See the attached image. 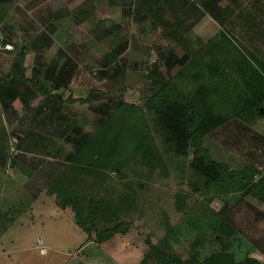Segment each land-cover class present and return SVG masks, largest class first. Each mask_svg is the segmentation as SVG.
Wrapping results in <instances>:
<instances>
[{
	"label": "rangeland",
	"instance_id": "rangeland-1",
	"mask_svg": "<svg viewBox=\"0 0 264 264\" xmlns=\"http://www.w3.org/2000/svg\"><path fill=\"white\" fill-rule=\"evenodd\" d=\"M139 1L143 2L141 7H137ZM248 1L8 0L0 3V77L14 81L12 85L19 83L14 85L16 99L10 102L7 112L2 110L0 101V264H140L144 258L141 240L148 238L155 246L161 245L165 222L169 226L176 224L182 210L191 203L180 211L176 209L178 187L165 174L160 175L158 169L136 165L125 171L127 177L119 179L111 172L113 178L102 180L99 169L93 172V168L82 165L69 172V161L64 163L62 158L56 162L64 175L68 174L70 187L88 200H97L109 190V199L119 207L120 195L135 194L132 208L124 215L119 214L127 227L111 236L107 230L97 242L46 196L38 193L33 197L31 192L36 188L33 180L28 181L31 177L27 168L22 169L26 176L14 168L15 161L23 164L14 157L18 151L27 149L29 153L23 156L32 164L35 159L47 162L44 154L50 155L49 152L62 147L67 149L64 152L68 151L71 145L66 134L70 136L74 126L82 128L81 133H94L117 101L141 106L152 94L154 80L175 82L174 85L185 82L178 75L180 71L189 72L187 69L174 62L165 65L164 56L169 53L178 55L179 59L187 56L186 66L193 72L198 59L205 64L204 68L208 66L214 72L217 65L225 67L239 55L263 76L264 12L258 8L264 5V0L251 5ZM214 2L227 12L240 14L236 18L231 13L230 20L238 24L220 25L209 16L205 6ZM222 16L226 17L225 13ZM206 41L209 51L200 52L196 58L191 56ZM3 42L9 46L6 51ZM114 50H120L117 61L109 63L103 56ZM68 60L72 67L63 68ZM51 65L55 72L49 77L55 80L61 71L72 69V79L66 87L51 90L54 81L51 83L44 77ZM225 68L228 73L229 68ZM31 83L49 89L50 93L34 89ZM89 91L93 93L90 103L71 104L66 100L69 94L84 98ZM238 91L242 94L239 103L254 100L253 94L244 92L242 82H238L233 96ZM227 94L229 101L232 96ZM262 107L264 112V101ZM227 109L221 115L226 122L205 135L203 145L208 154L232 171L246 164L264 172V114L241 121ZM55 112L68 122L67 132L60 137L50 126ZM116 119L129 122V133L136 134L134 116L116 115L113 122ZM39 150L40 153L36 152ZM127 181L132 182L128 188L122 186ZM237 187L233 185L231 189ZM232 196L229 201L235 205L227 219L240 237L232 242L229 253H233L236 261L248 255L264 262V204L242 193ZM198 201L201 202L195 200ZM210 206L217 211L221 202L215 196ZM110 216L111 213H104L98 218L100 229L108 224ZM189 244V240H183L171 253L186 258ZM220 247L212 236H206L198 248V260Z\"/></svg>",
	"mask_w": 264,
	"mask_h": 264
},
{
	"label": "trees",
	"instance_id": "trees-1",
	"mask_svg": "<svg viewBox=\"0 0 264 264\" xmlns=\"http://www.w3.org/2000/svg\"><path fill=\"white\" fill-rule=\"evenodd\" d=\"M254 2L261 4L262 0H249L247 4L251 5ZM138 3L140 5L137 7H141L143 2ZM260 6L259 11L261 9L264 12V5ZM135 10L138 12L139 9ZM204 11L220 25L223 22L225 25L238 24H234L230 18L231 13L236 18H239L240 14L237 15L234 11L227 12L215 2L205 6ZM224 13L226 17L222 16ZM207 44L206 41L195 50L198 52L195 58L200 52L209 51ZM118 51L114 50L103 57L109 63L115 62ZM261 58L264 61V53ZM173 59L182 69L189 71L178 75L185 82L174 85L175 82L159 83L153 79L156 91L141 106L117 101L94 133H81L80 128L74 126L72 130L74 136L66 134L67 141L72 145V151L66 156V161L71 165L68 167L69 172L87 165L86 168H93V172L96 169L101 170L102 180H105L108 177L113 178L111 172L119 179L127 177L125 171L136 165L149 170L158 169L160 175L165 174L178 187L175 193L176 209L180 211L186 204L191 203V206L182 210L183 215L176 224L169 226V223L165 222L162 246H155L148 238L141 240L144 258L140 264H264L248 255L236 261L233 253H229L232 242L240 237V234L227 219L235 205L229 199L236 193L249 195L264 204V172L246 164L240 170L232 171L226 164L212 159L207 147L203 145L205 135L226 122V119H221V115L226 112L223 109L228 108V112H232L233 117L241 121H246L249 117L253 120V116L263 114L260 111H263L264 101V69L263 76L259 75L255 69H251L252 64L244 57L240 59L239 55L225 66L229 68L228 73L220 64L214 72L208 66L204 68L205 64H201L199 59L198 62L195 61L197 69L193 72L191 67L186 66L185 60H189L187 56L177 59L169 53L164 57L167 65ZM262 64L264 67V62ZM69 67H72L71 60L63 66ZM54 72L55 67L51 65L44 75L51 83L54 81L51 87L53 91L62 86L66 87L72 79V69L61 71L55 77L57 80L49 77L53 76ZM28 81L29 79H25V82ZM11 82L14 81L0 77V101L4 112L10 108V102L16 99L14 85L19 83L15 82L12 85ZM238 82H242L245 93L248 91L253 94V101L239 103L241 99L238 97L242 95L240 91L233 96V91L238 89ZM31 85L45 94L50 93L47 88L38 87L33 83ZM230 90H233L231 94H227ZM26 91L32 96L29 88H26ZM92 94V91H89L84 98L72 97L69 94L66 100L71 104L76 102L87 104L91 102ZM226 94L232 96L229 101L225 97ZM26 102L27 100H24V103ZM116 115L134 116L137 123L134 136L129 133L131 126L129 122L125 123L122 119L113 122ZM135 140L137 143L140 142L139 145ZM87 175L90 177V173ZM68 178V174L66 176L64 171H60L50 180L44 193L83 233L99 242L107 230L111 236L123 226L127 227L120 215H124L132 208L135 194L120 195L121 204L116 207L109 199V190L104 191L106 195L100 196L97 200H88L87 196L80 195L70 187ZM131 183L127 181L122 183V186L128 188ZM233 185L238 186L236 190L231 189ZM215 196L221 202V207L217 211L210 206ZM197 199L201 202H195ZM104 213H111V220L100 229L98 218ZM206 236H212L213 241L221 247L199 261L197 251ZM183 240L190 241L188 250L185 251L186 258H182L174 251L171 253V249L180 245Z\"/></svg>",
	"mask_w": 264,
	"mask_h": 264
},
{
	"label": "crops",
	"instance_id": "crops-1",
	"mask_svg": "<svg viewBox=\"0 0 264 264\" xmlns=\"http://www.w3.org/2000/svg\"><path fill=\"white\" fill-rule=\"evenodd\" d=\"M6 2H8V0H0V3L2 4V3H6ZM175 15V14H174ZM176 19H177V16H176ZM6 51V50H5ZM171 55H172V57L174 58H177V59H179L178 58V55H176V54H174V53H170ZM192 55H194L195 56V50L192 52V54H191V56ZM167 56V55H166ZM165 57V56H164ZM186 57V56H185ZM183 58V57H182ZM182 58H180V59H182ZM176 60H172L171 61V63L168 65V66H171V65H173V62L174 63H177V62H175ZM178 64V63H177ZM165 65H167L166 63H165ZM180 65V64H179ZM181 66V65H180ZM180 72H182V71H180ZM179 72V73H180ZM195 72V71H194ZM157 80V79H156ZM157 81H159V80H157ZM163 81L161 80V81H159V83H162ZM154 86V87H153ZM152 94L156 91V87H155V82H153L152 83ZM155 89V90H154ZM151 94V95H152ZM150 95V96H151ZM149 96V97H150ZM263 103V102H262ZM261 113H263L264 114V112L261 110L260 111ZM51 117L53 118V120H52V122H53V124L52 125H50V126H53V129L55 130V133H56V135L57 136H62V135H65V133L67 132V129L69 128L68 127V125H67V121L64 119V116H61V115H59V113L58 112H55L53 115H51ZM59 122H61V123H63V124H59ZM42 127H44V125H41ZM49 126V125H48ZM32 130V129H31ZM82 130V128H80V131ZM71 132H72V130H71ZM33 133H37V132H32V134ZM39 133V132H38ZM71 135H72V133H71ZM67 143H68V145H71V143L70 142H68L67 141ZM63 149H65V150H67L65 147H62V149H59V150H53L54 152H49V154L50 155H46V154H44L45 156H47V162H41V161H38L37 159H35V161H34V164H32L31 163V161H30V159L28 158V160H27V157H24L23 156V154H25V153H29V150H27V149H22L23 151H21V152H19L18 151V155H15V157H14V160H16V159H18V160H20L23 164H21V163H19V165H18V163L15 161V166H14V168L15 167H17V169L20 171V172H22L23 174H24V172H23V170L22 169H26V171H27V175L28 176H30L31 178H30V180H28V181H31V180H33V184H34V188H35V191H33V192H31L32 190L29 188V191L32 193V195H33V197L35 198V197H37L39 194L40 195H44V196H46L45 195V193H44V189L48 186V184H49V182H50V180L52 179V178H54L61 170V165L60 164H57L56 162L58 161V160H62V158H63V162L64 163H66V156H67V154H69L71 151H72V145L71 146H69V148H68V151L67 152H64L63 151ZM40 151L41 150H39V151H36V152H38V153H40ZM30 152H33V151H30ZM43 152V151H42ZM56 153V155H54ZM20 154V155H19ZM60 155H63V156H60ZM30 163L29 164V167H25L24 166V163H25V165H27V163L28 162ZM24 176H26V174H24ZM21 178H25V177H21ZM13 180H14V178H13ZM39 193V194H38ZM28 194V193H27ZM38 194V195H37ZM47 197V196H46ZM48 198V197H47ZM51 202H52V200L50 199V198H48ZM30 201H33V200H36V199H32V198H30L29 199ZM56 207H57V205L54 203V202H52ZM30 205H28V207H29ZM27 207V208H28ZM26 208V209H27ZM58 208V207H57ZM41 240V239H40ZM41 248H43V247H41ZM45 249V248H44Z\"/></svg>",
	"mask_w": 264,
	"mask_h": 264
},
{
	"label": "built area",
	"instance_id": "built-area-1",
	"mask_svg": "<svg viewBox=\"0 0 264 264\" xmlns=\"http://www.w3.org/2000/svg\"><path fill=\"white\" fill-rule=\"evenodd\" d=\"M4 49H5V50H6V49H9V46H8L7 44H5Z\"/></svg>",
	"mask_w": 264,
	"mask_h": 264
},
{
	"label": "water",
	"instance_id": "water-1",
	"mask_svg": "<svg viewBox=\"0 0 264 264\" xmlns=\"http://www.w3.org/2000/svg\"><path fill=\"white\" fill-rule=\"evenodd\" d=\"M124 230V229H123Z\"/></svg>",
	"mask_w": 264,
	"mask_h": 264
}]
</instances>
